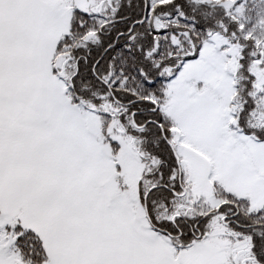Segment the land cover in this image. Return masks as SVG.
Listing matches in <instances>:
<instances>
[{
    "label": "snow or ice",
    "instance_id": "1",
    "mask_svg": "<svg viewBox=\"0 0 264 264\" xmlns=\"http://www.w3.org/2000/svg\"><path fill=\"white\" fill-rule=\"evenodd\" d=\"M250 11L0 0V264H264Z\"/></svg>",
    "mask_w": 264,
    "mask_h": 264
},
{
    "label": "rangeland",
    "instance_id": "2",
    "mask_svg": "<svg viewBox=\"0 0 264 264\" xmlns=\"http://www.w3.org/2000/svg\"><path fill=\"white\" fill-rule=\"evenodd\" d=\"M217 2V0H209ZM248 8L251 10L248 14L254 19L257 18V12L264 9V0H248ZM257 39L264 40V28L257 27L255 29Z\"/></svg>",
    "mask_w": 264,
    "mask_h": 264
},
{
    "label": "trees",
    "instance_id": "3",
    "mask_svg": "<svg viewBox=\"0 0 264 264\" xmlns=\"http://www.w3.org/2000/svg\"><path fill=\"white\" fill-rule=\"evenodd\" d=\"M209 3H216V2L209 1ZM203 11L211 12L213 18H215V19H222L223 15H224L223 11L219 8H216V9L207 8V9H203Z\"/></svg>",
    "mask_w": 264,
    "mask_h": 264
}]
</instances>
